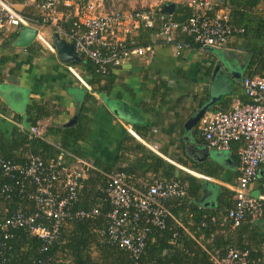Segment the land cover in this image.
<instances>
[{"label": "crops", "instance_id": "1", "mask_svg": "<svg viewBox=\"0 0 264 264\" xmlns=\"http://www.w3.org/2000/svg\"><path fill=\"white\" fill-rule=\"evenodd\" d=\"M10 1L27 15L37 14L32 0ZM172 1L171 15L180 19L177 6L189 7L180 0ZM220 1L228 9L230 24L243 31L250 20L248 14H260L264 9L263 0L250 13L241 5L246 0ZM36 27L52 41L50 28ZM155 27H159L158 21ZM19 31L9 28L0 38V56L6 60L0 67V132L8 140L23 139L21 144L11 141L6 146L21 166L28 164L31 155H38L46 164L59 157L65 166L74 165L75 157L93 164L84 174L78 200L72 206L73 210L76 205L100 211L89 218L92 222L85 234L88 264H124V256L101 238L111 209L102 188L107 175L115 171L127 173L128 181L139 188L155 179H178L184 184L182 197L164 202L170 211L167 228L155 227L147 235L144 253L148 264H204L205 260L216 264L231 248L246 249L252 258L260 259L258 263L264 262V211L259 217H246L236 227L226 218L227 208L234 204L241 143L233 141L228 150L209 147L199 120L189 123L203 107L204 113L228 110L236 100H249L242 87L250 56L246 46L252 44L248 38L244 41L239 33L224 46L201 48L191 35L181 33L178 38L185 45L177 55L174 45L156 40L150 31L152 53L132 56L113 67L104 80L94 82L86 64L72 65L85 85L68 69V63L38 39L30 45L32 49L14 46L18 35H13ZM32 101L50 109V115L35 124L27 114ZM33 125L41 127L40 136L30 131ZM70 127L82 130L74 143L75 153L61 147L64 129ZM146 144L155 146L156 151ZM156 156L165 163L159 164ZM53 188L62 191V183ZM249 193L264 199L263 168L250 183ZM11 203L0 201V209L13 210ZM19 205L29 211L35 207L28 197ZM80 219L85 218L68 220L61 227L49 264L74 263V254L67 247L79 235L76 221ZM22 250H26L24 244Z\"/></svg>", "mask_w": 264, "mask_h": 264}, {"label": "built area", "instance_id": "2", "mask_svg": "<svg viewBox=\"0 0 264 264\" xmlns=\"http://www.w3.org/2000/svg\"><path fill=\"white\" fill-rule=\"evenodd\" d=\"M37 14L30 16L16 9L10 0H0V38L9 28L44 26L57 32L73 45L74 53L91 62L97 73L107 75L113 67L132 56L152 53L153 45L143 44L141 30L159 27L153 33L156 40L172 44L180 54L185 43L178 38L181 33L191 35L201 48L224 46L230 38L243 31L229 22V12L220 0H180L191 14L184 21H177L171 14H163L159 7L145 6L123 10L112 0H32ZM63 23L68 24L66 30ZM38 39L49 51L56 52L53 40L37 30ZM68 69L82 82L72 65ZM248 101L236 100L228 110L208 111L199 119V128L209 147L217 150L230 149L233 141L241 143L238 149L239 174L234 185V204L227 208L226 218L232 226H238L246 217L256 218L263 214L264 199L249 193V185L264 169V76H245L242 80ZM30 131L41 135V127L33 125ZM129 132L138 137L129 129ZM147 145V144H146ZM153 151L155 146L147 145ZM72 166L62 165L61 157L47 164L38 156L31 155L29 162L21 166L0 156V169L4 175L16 178L19 193L34 201V210L22 205L9 211L0 209V264H11L8 251L14 230L23 229L43 242L42 251L58 240L61 227L68 220L92 218L99 209H72L78 200L82 178L93 164L75 157ZM62 183V191L53 187ZM26 186L30 187L27 189ZM11 187L5 184L0 197L9 198ZM111 204L107 212L102 240L128 252L132 264H143L141 256L146 238L152 227L164 228L170 211L165 200L182 197L184 184L178 179H155L142 188L128 181L127 173L115 171L107 175L102 188ZM213 220V219H212ZM250 256L248 250L231 248L216 264H264ZM46 264L41 258L29 263Z\"/></svg>", "mask_w": 264, "mask_h": 264}, {"label": "trees", "instance_id": "3", "mask_svg": "<svg viewBox=\"0 0 264 264\" xmlns=\"http://www.w3.org/2000/svg\"><path fill=\"white\" fill-rule=\"evenodd\" d=\"M261 0H246L245 2L241 3V5L247 9L250 13V11L253 10L255 6L258 5V3ZM264 3V0H263ZM178 9L177 11L182 13V16L180 19H177L175 14L173 18L175 20H181L185 19L186 17L189 16L190 14V9L187 7H184L182 5L177 6ZM250 16L249 22L246 23L244 26V31L240 33V37L245 41L247 38L249 41L252 43H247V49L250 52L249 59L247 61L246 67H245V75L246 76H255V75H260L264 76V9L260 14H254L253 12L251 14H248ZM64 28L67 30L68 29V24L63 23ZM158 28L153 27L149 29L141 30L140 32V40L143 44H147L149 42V32L151 31V34L155 32ZM142 34V35H141ZM18 33H15L13 37H16ZM28 49H32V46L28 47ZM6 62V60L3 59V57L0 56V67L3 65V63ZM81 64H86L90 68L92 75L94 76L95 81L99 82L100 80H104L108 76L107 75H101L97 73L94 69V66L91 64L89 60L86 58L82 57L81 61L79 62ZM69 65H75L78 63H68ZM2 79V72L0 68V80ZM109 83V81H108ZM106 85L103 86L105 88ZM84 108V107H83ZM27 114L29 118L31 119L32 124H35L38 119L42 118L43 116H49L50 115V109L46 108L45 105H43L40 102L32 101L27 107ZM82 130L80 127H70L68 129H64V141L61 142V147L63 149H67L72 153H75L77 150L74 148V143L81 137ZM37 139V138H36ZM39 140V139H37ZM13 143H18L21 144L23 143V139L20 138V140L11 137V140H8L4 138L3 134L0 132V155L5 157L6 159H11L14 163L19 162L17 161V158L14 156L13 153H10L7 149V145L10 144V142ZM41 146H44L42 144ZM55 156V155H54ZM156 158L159 160V164L165 163L162 158L157 157ZM16 178H11L9 176H5L0 169V189L5 185L8 184L11 187V192L9 193L10 196L9 198L5 197H0V201L3 202L4 200H10L11 205L13 208L15 206L20 204L22 202L24 194L19 193V185L17 184L18 182L16 181ZM26 188H30L26 186ZM31 189V188H30ZM104 194V193H103ZM105 197V195H104ZM27 198V197H25ZM79 208V207H78ZM75 205V209H78ZM201 217V214L199 218ZM92 222V219L85 218V219H80L76 221L78 224L77 232H79V235L74 237L72 242L68 244V249L72 251L75 257V261L73 264H88V257L85 255V245L87 242V236L85 234L87 233V227ZM167 226V224H166ZM165 226L164 229L167 227ZM155 227H152L154 229ZM156 229V228H155ZM163 230V229H161ZM14 238L10 240L11 248L9 249L8 253V258L9 262L11 264H15L16 262H21V263H29L33 259H38L41 258L45 261L46 264H49L51 261V257L54 251V243L50 245L47 251H42V245L43 242L40 238L36 236L30 235L28 232L24 231L23 229H17L14 230ZM26 246L25 252L22 250V245ZM108 245V244H107ZM166 245V244H165ZM112 246V245H111ZM167 246V245H166ZM115 247L114 250L118 253H121L124 256V264H132L128 252L123 249H120L118 246H112ZM146 253L143 252L141 256V260L143 264H148L149 262L146 261L145 259ZM30 257H32L30 259ZM122 258V256L120 255ZM160 261V260H158ZM204 264H212L210 260H205Z\"/></svg>", "mask_w": 264, "mask_h": 264}, {"label": "water", "instance_id": "4", "mask_svg": "<svg viewBox=\"0 0 264 264\" xmlns=\"http://www.w3.org/2000/svg\"><path fill=\"white\" fill-rule=\"evenodd\" d=\"M175 7L174 2H168L159 10L163 14H171ZM37 29L35 27H23L20 29L18 36L13 41V45L17 47L26 48L30 46L36 39ZM52 40L56 48L58 58L64 63H79L81 58L74 53L73 45L66 39L62 38L57 32L52 34ZM93 91V90H92ZM206 107H203L198 114L190 120L189 123L197 122L205 112ZM257 197V194H252Z\"/></svg>", "mask_w": 264, "mask_h": 264}, {"label": "rangeland", "instance_id": "5", "mask_svg": "<svg viewBox=\"0 0 264 264\" xmlns=\"http://www.w3.org/2000/svg\"><path fill=\"white\" fill-rule=\"evenodd\" d=\"M112 1L125 11H130L133 8L140 7L141 5L158 7L164 3L173 2L172 0H112ZM223 53L225 56H228L225 54L226 50H223Z\"/></svg>", "mask_w": 264, "mask_h": 264}]
</instances>
